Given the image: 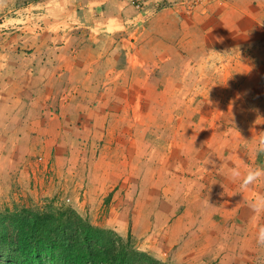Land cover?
Masks as SVG:
<instances>
[{
  "label": "rangeland",
  "instance_id": "1",
  "mask_svg": "<svg viewBox=\"0 0 264 264\" xmlns=\"http://www.w3.org/2000/svg\"><path fill=\"white\" fill-rule=\"evenodd\" d=\"M10 1L0 2V52L9 56L4 70L19 53L13 26H22ZM228 1L234 0H132L133 8L135 2L144 6V19L115 34L129 39V33L135 47L120 45L122 62L108 56L112 76L81 71L80 94L52 72L29 85L33 91H26L25 79L1 82L0 212L15 206L72 211L167 264H264V175L242 187L249 171L264 172L263 154L256 158L264 146V0L254 10L251 1L235 0L242 10L227 18L220 7ZM145 6L156 22H167L175 41L159 42L157 36L174 37L149 25ZM101 33L103 45L109 32ZM96 34H88L92 49ZM49 40V46L56 43ZM142 46L150 51L147 60L171 56L147 83L123 66L129 52ZM89 52H78L82 61ZM188 54L192 61L180 57ZM233 169L239 177L233 178ZM223 196L225 205L218 199ZM188 206H195V218L218 227L206 234L201 224L188 234L193 243L178 249L158 235L160 215L170 218ZM217 207H225V215L214 213ZM121 223L129 234L121 232Z\"/></svg>",
  "mask_w": 264,
  "mask_h": 264
},
{
  "label": "crops",
  "instance_id": "2",
  "mask_svg": "<svg viewBox=\"0 0 264 264\" xmlns=\"http://www.w3.org/2000/svg\"><path fill=\"white\" fill-rule=\"evenodd\" d=\"M2 1L4 0H0V2ZM247 1H251L248 7L250 8V10L259 9L261 7L257 3V0ZM10 2H13L14 6L16 5L14 8V12L17 13V17H15L14 21L16 20V23L19 24L22 23V26H19L18 24L16 26H13V28H15V30H13V33H15V39H13V43L17 44L16 48H19V53L17 54L18 56L16 62L14 63L13 61H11L9 63V66H5L4 70L1 67L3 64L6 65L7 63L3 62V59H8L9 56L3 58V53L0 52V90L3 86L1 82H9L12 77L14 80L15 77H17L18 79H25L24 85L28 86V90L25 88L26 91H33L31 88H29V85L33 86L34 81H36V79L40 76L42 77V74L47 75L45 79L48 80V78L51 77H48V75L52 72L58 74L57 79L60 81H66L67 79H69V83L72 84V89L75 92H79L80 94L84 89V86L80 85L82 79L81 74H84L81 73V71L88 72V74L91 73L90 75H94L95 77L98 74H109L112 76L114 74L113 67L108 66V64L111 63L112 59L108 56L119 58V61L122 62V59L120 58V45L124 44L126 48H129L130 50V46L133 45L135 47L134 44H136V42H133L130 39L131 35H129V33V39L120 38V36L115 34V30H126L128 28V26L126 25L127 23L128 25H131L129 24V22L131 21L138 23L140 20L144 19L145 15H143V13L141 14L137 9L133 8V6L131 5L132 0H28L25 6H20L22 0H11ZM234 2L235 0L228 1L227 4H224L222 5L223 7H220V9L227 14V18L229 17L228 12L233 11L238 14V11L242 10L240 9V7L236 6ZM149 3L150 2H148V4ZM150 7L151 6H148L146 8H148V10L150 11L152 10ZM23 12H25L26 15H24ZM168 17L172 18V16H170L169 14ZM155 18L157 17H154L153 11H150L149 18L148 16H146L145 20H149V25L152 26V28L156 29L159 34H162L163 32V35L166 36V33H169L170 36L174 37L172 35V31L166 32L167 22L162 20L159 21L161 22L159 23L156 22ZM36 19L40 22L34 23L33 20ZM3 25V23H0V26ZM71 26L72 28L76 26V30H73ZM39 28L42 30V32L38 31ZM152 28L151 31H153ZM71 29L73 30V32ZM35 30H37V32ZM45 31H48L46 32L47 36H43L42 34ZM91 31L94 33H98V35L96 34L97 36H93L96 40V44L94 45L93 49L91 46H89L88 38L90 36L88 34ZM107 31L109 32L108 36L106 37L107 41L102 45V36H104V34L101 32ZM49 36L50 39H53L56 42L55 44H52L51 42L50 46L48 45V42L51 41H48ZM156 38L159 39V42L165 43H170L169 40H172L171 42H173L176 39V37L173 38L174 40L172 38L168 39L166 37V39L164 40L159 36H157ZM61 39L63 40L60 41ZM26 44H29L30 46H27ZM73 44H77V46ZM86 47L89 48V53L92 56L88 61H82L81 59L84 57L78 54V52L82 48ZM23 48H26L28 51H25ZM116 50H118L119 52ZM100 51L101 54L98 55ZM24 53L26 54L24 55ZM148 55H150V51L143 46L140 47L135 53L129 52L128 58H126L123 63V66H125L124 70L130 72L131 70L135 69L137 74H141L144 78V82L147 83L151 78L159 74L160 70L162 71L167 61H170L166 59H171V56L167 54L147 60ZM180 57H185L186 59H190L191 61L193 60V57L189 54L182 55ZM198 57L202 58L201 61L206 58V56L204 57L203 55H198ZM121 62H119L120 65ZM134 62H138L139 65L134 66ZM86 64H88V66H84ZM195 65L197 64L191 66V72L195 70ZM71 66L77 68H74V70H72ZM23 67H25L24 71H22ZM178 67L179 66L175 68L177 69V71L180 70ZM34 68H36V70L40 69V73L34 74ZM188 69L189 68H187V73ZM174 73H176L175 70ZM6 87L7 86H5V89L7 90ZM158 88H160V86H158ZM19 89L22 90V85L19 86ZM62 90H64V88H62ZM18 94L19 98L23 96L21 92H19ZM87 96L90 98L89 93L87 94ZM83 100L87 101V98L84 96ZM159 104L160 103L155 102L156 106H158ZM91 105V108L98 107L95 104ZM1 130L2 129H0V131ZM257 151L258 152L256 158L259 160V154H263L264 157V146L260 145ZM224 198V196L221 198L218 197V199L221 201ZM140 202L142 203L141 200ZM222 202L224 205L226 204L225 200ZM220 203H218V205H220ZM214 207L212 208L213 211L215 210ZM142 209L143 208L140 206V210ZM148 210L149 208L145 209L146 212ZM158 210L159 212L162 211L160 208ZM224 211L225 207H217V212L215 211L214 213L225 215ZM263 213L264 210L262 211V219L264 218ZM195 215H198L195 206H188L186 209L174 213L172 216H170V218H166L164 214L160 215V221L162 222V224L160 230L158 231V235H161L162 237L165 236L166 239L170 240V243L173 247H178L179 249V247L183 244H186L185 246L183 245L184 247L187 246V241L189 240L187 238L188 234L192 233L193 230H196V227H200L201 224L202 226L200 227V230H206V234H210L211 230H217V222L212 224L211 220L209 219V224H207L206 221L205 224L203 221V219H205L204 217H202V219L200 220L198 218H195ZM163 218H165V220ZM262 219L260 221L259 228L263 229L264 219ZM123 223H121L119 229L122 233L129 234L131 230H128V226H122L124 225ZM221 230H226V228H221ZM144 231L149 232L146 230ZM258 231L259 230L256 229L253 230V232ZM255 242H257L256 239ZM189 243H193V241L189 240ZM194 244L200 243L196 242ZM197 247L200 248L201 246L198 245Z\"/></svg>",
  "mask_w": 264,
  "mask_h": 264
},
{
  "label": "trees",
  "instance_id": "3",
  "mask_svg": "<svg viewBox=\"0 0 264 264\" xmlns=\"http://www.w3.org/2000/svg\"><path fill=\"white\" fill-rule=\"evenodd\" d=\"M0 250V264H167L113 230L53 209L15 206L0 212Z\"/></svg>",
  "mask_w": 264,
  "mask_h": 264
},
{
  "label": "clouds",
  "instance_id": "4",
  "mask_svg": "<svg viewBox=\"0 0 264 264\" xmlns=\"http://www.w3.org/2000/svg\"><path fill=\"white\" fill-rule=\"evenodd\" d=\"M239 175H240V173L237 169L232 170L233 178H237V177H239ZM261 175H264V172H262L259 169L255 170V171H249L247 176L243 180L242 187H247V185L252 183L254 180L259 178Z\"/></svg>",
  "mask_w": 264,
  "mask_h": 264
},
{
  "label": "built area",
  "instance_id": "5",
  "mask_svg": "<svg viewBox=\"0 0 264 264\" xmlns=\"http://www.w3.org/2000/svg\"><path fill=\"white\" fill-rule=\"evenodd\" d=\"M200 1H203V0H194V3H195V5L198 3V2H200ZM195 5H192L191 4V7H194ZM134 8H136L141 14L143 13V15L145 14L144 12H145V8H144V6L141 4V3H134ZM190 9V8H189ZM129 23H131V25H133V24H135L134 23V21H131V22H129Z\"/></svg>",
  "mask_w": 264,
  "mask_h": 264
}]
</instances>
